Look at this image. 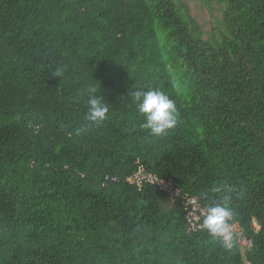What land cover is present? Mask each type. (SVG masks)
<instances>
[{
    "label": "trees",
    "instance_id": "16d2710c",
    "mask_svg": "<svg viewBox=\"0 0 264 264\" xmlns=\"http://www.w3.org/2000/svg\"><path fill=\"white\" fill-rule=\"evenodd\" d=\"M214 1L205 37L181 0H0V264H264V0ZM89 85L109 114L77 136ZM137 89L175 102L166 136ZM139 163L202 209L230 195L252 245L189 230Z\"/></svg>",
    "mask_w": 264,
    "mask_h": 264
},
{
    "label": "clouds",
    "instance_id": "9594fccd",
    "mask_svg": "<svg viewBox=\"0 0 264 264\" xmlns=\"http://www.w3.org/2000/svg\"><path fill=\"white\" fill-rule=\"evenodd\" d=\"M86 91L89 97L88 112L85 117L87 123L76 129L75 135L77 136L85 134L90 126L103 123L109 114L108 104L103 96L97 94L96 88L89 85ZM131 96L138 112L145 118L141 127L148 130L151 136H166L177 125L178 110L176 104L163 91L137 89L131 92ZM213 191L219 192L221 189L214 188ZM227 191L230 192L231 189H227ZM230 199V195H225L222 197L221 202L210 205L203 219V227L226 248L232 247L234 242L231 224L234 211L230 207Z\"/></svg>",
    "mask_w": 264,
    "mask_h": 264
},
{
    "label": "built area",
    "instance_id": "2783aa9c",
    "mask_svg": "<svg viewBox=\"0 0 264 264\" xmlns=\"http://www.w3.org/2000/svg\"><path fill=\"white\" fill-rule=\"evenodd\" d=\"M140 164V163H139ZM117 180L116 177L113 178ZM131 183H135L142 187L144 182L152 185L159 186L162 190L169 191L172 199H177L182 197L183 206L187 212V221L189 225V230H198L203 227V219L207 214V209L203 208L200 201L193 197L190 193L184 192L181 187L176 186L174 179L161 177L160 175L148 171L144 164H140L135 174L128 179ZM255 226L259 228V225L255 222ZM232 231L237 232L240 235L239 242L243 246H251L252 239H248L243 235V228L237 223L232 225Z\"/></svg>",
    "mask_w": 264,
    "mask_h": 264
},
{
    "label": "rangeland",
    "instance_id": "374dc122",
    "mask_svg": "<svg viewBox=\"0 0 264 264\" xmlns=\"http://www.w3.org/2000/svg\"><path fill=\"white\" fill-rule=\"evenodd\" d=\"M189 7L193 16L202 25L205 31V37H209L214 26L218 23L217 19H221L222 5L214 1L211 6L205 3V0H181ZM174 200V199H173Z\"/></svg>",
    "mask_w": 264,
    "mask_h": 264
}]
</instances>
